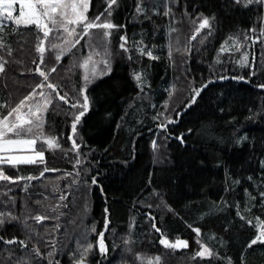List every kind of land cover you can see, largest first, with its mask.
I'll return each mask as SVG.
<instances>
[{"label": "trees", "instance_id": "obj_1", "mask_svg": "<svg viewBox=\"0 0 264 264\" xmlns=\"http://www.w3.org/2000/svg\"><path fill=\"white\" fill-rule=\"evenodd\" d=\"M143 2L150 8L154 0ZM103 6V0H93V10H102ZM185 10L192 16L199 12L215 16L211 22V35L207 34V29H203L196 34V39H190L194 25L190 17L184 16ZM259 15H264V8L256 5L245 8L230 7L227 0H179L173 6L170 17L160 14L145 19L136 13L135 0H120L112 19L124 27L113 30L110 37V50L114 53L110 64L112 71L89 85L92 107L90 113L86 114V123L79 126L84 141L81 151L87 157L82 167L88 168L89 179L99 172V185L79 186V190L76 185L65 187L75 175V153L68 151L71 147V142L67 141L71 120L67 114L68 106L58 99L45 113V128L50 135L57 136L63 150H48L46 145L43 147L47 166L60 171L47 172L44 177L28 182L27 191L23 190L24 181L16 184L0 181V193L11 189L7 195L0 196V200H8L11 196L16 201L15 206L10 201L0 203V211L11 210L21 217L29 213L51 216L55 213L51 212L50 206L59 204V211L64 213L59 220L61 228L58 232L52 227L57 223L55 220H45L41 224L29 220L28 223L39 236L34 233L33 239L27 240L28 249L32 248L36 239L44 241L49 235H55L67 244V248L56 258L60 264H73L69 251L75 249L85 226L95 223L97 231H100L107 215L110 220L109 231L105 233L109 248L107 258H102L94 249L95 254L87 257L90 264H140L135 253L148 257L160 255L161 264H209L207 258L193 259L200 246L189 224L201 228L202 243L218 251L221 256L231 257L233 264H240L242 252L246 264H264V245L251 249L246 247L258 232L256 218L264 221V204L252 201L244 192V188H248L259 200L258 162L264 159V89L257 85L264 84V45L249 41L237 52L232 50L234 43L230 39L237 37L243 41L244 33L252 27L257 29L255 35H259ZM173 18L175 23L172 22ZM170 27L179 30L171 33V36L173 40L179 36L181 48L191 45L190 53L173 51L174 63L168 59ZM125 34L129 53L119 48V37ZM248 35L253 33L248 32ZM0 36L11 48V55L0 48V56L7 61L5 71L0 73V103L15 106L43 79L34 69L40 59L37 37L44 38L34 26H17L13 23L4 25ZM202 38L204 43L200 44ZM86 39L72 50L75 55L65 54L59 63L54 60L56 50L50 47L51 36L44 39L45 63L40 67L47 71L55 64L57 70L49 72L50 80L59 84L62 91H69L70 95H75L76 86L83 83L84 69L79 67L83 58L89 54L97 62L103 58L102 48L95 51L81 48ZM141 41L160 59L152 61L140 56L137 45ZM222 45L229 50L221 51ZM96 52H100V55L97 56ZM244 52H247L248 62L246 66H241L236 61ZM129 54L131 60L128 59ZM70 67L72 70L68 71ZM99 68H103V64H98ZM141 70L146 73L151 89L146 88L148 95L138 97L139 89L132 74ZM253 71L254 75L251 74ZM218 76H227L228 79L220 80L216 78ZM233 76H244L245 79L233 80ZM209 78L213 79V83L197 98L198 103L182 115L178 126H169L179 130L192 127L197 132L190 134L188 143L183 146L174 138L165 140L162 131L156 128L159 121H154L152 117L157 111L164 110L166 100L169 102V113L173 107L182 111L191 87H199ZM169 92L172 93L171 97ZM57 103L62 108L55 107ZM220 108L225 111L221 112ZM3 111L6 114L7 108ZM250 116L252 118H246ZM209 124L214 127V132L206 130L205 126ZM237 128L239 132L236 135L247 133L248 139L243 146L234 143L233 130ZM152 140L160 145L155 152ZM41 145L42 142L38 141L37 147ZM201 160L204 161L203 165ZM122 161H127V164ZM218 162L220 167H217ZM0 167L6 174L27 176L29 173L38 175L43 166L21 165L18 169L7 165ZM225 168L230 175L226 176ZM65 172L72 173V176L64 177ZM253 172L255 180L244 179L239 185L231 184L232 190L225 191L226 183ZM149 177L151 183L148 182ZM153 188L164 196L172 211L163 204L159 208L145 207V203H159L151 192ZM64 192L71 195L65 201H59V195ZM238 201L241 213L246 217L243 221L236 215ZM65 203L68 204L67 208L63 207ZM246 204L250 212H244ZM106 208L107 213L104 211ZM149 211L156 216V226L164 236L173 242L177 238L187 240L188 247L166 249L160 245L161 233L156 232L151 227V221L145 217ZM247 219L252 220L251 225L246 222ZM130 224L135 225L131 229L134 242L131 245L133 251L128 253L123 251L122 238L129 233ZM0 236L6 240L14 236L17 238L13 245L0 242V264H15L25 255V251L19 247V240L26 239L27 232L21 222H6L0 227ZM89 240L95 244L96 234L90 233ZM39 247L45 254L50 250L43 242ZM42 264H47V260H43ZM210 264H226V261L212 259Z\"/></svg>", "mask_w": 264, "mask_h": 264}, {"label": "snow or ice", "instance_id": "obj_2", "mask_svg": "<svg viewBox=\"0 0 264 264\" xmlns=\"http://www.w3.org/2000/svg\"><path fill=\"white\" fill-rule=\"evenodd\" d=\"M179 0H154V3L149 8L143 2V0H135V11L138 15H143L145 19H151L152 15L162 14L165 17H170L173 14V6L177 5ZM19 5L18 14L14 15L16 12V6ZM102 10H93V0H0V21L7 20L9 24L13 23L17 26L23 25L25 27L34 26L37 32H42L43 38L48 39L50 47L56 50L54 60L59 63L65 54L71 53L73 49H76L77 45L81 44V40H85V43L81 45V48L87 47L92 51L96 48L103 49V58L97 62L93 60L92 54L83 58V62L79 64L80 68L84 69L83 83L79 84L75 88V95H70L69 91L61 90V86L57 83H53L50 80L49 72H56L55 64L52 65L47 71L40 67L41 64L45 63L44 60V39H37L39 43L37 44V51L41 53L40 62L36 64L34 71L42 77V81L35 84L32 90L20 99L15 106H11L8 103H0V166L7 165L10 168L18 169L21 165H33V166H43L38 175H33L29 173L27 176H13L6 174L2 167H0V181L8 182L10 184H16L18 181H24L23 190L27 191L28 182L33 180H38L45 176L47 172H58L59 169L49 168L47 166L45 150L43 145H46L48 150L61 149V144L57 136L50 135L46 128L45 113L48 112L49 107L53 105V101L58 99V101L63 102V105H67V114L71 116L70 120V131L67 134V141L71 142V147L68 151L75 153L73 170L75 175L71 181L65 185L66 188H71L73 185L87 187L90 185H99V172L95 175H91L90 179L88 177V168L82 167L84 161L87 157L81 151V145L84 143L83 137L81 135V128L79 127L82 123H86V114L90 113L92 107V98L89 94V85L92 84L97 78H102L105 75H109L112 71L111 69V56L114 54L110 50V37L113 34V30L123 28L124 25L115 23L112 19L113 13L120 6V0H103ZM227 4L230 7L243 6L248 8L251 5H256L258 8H264V0H227ZM151 13V15L149 14ZM184 16L190 17V22L194 25V33L190 39H196V34L201 33V30L207 29L208 35L212 32V21L215 16H207L202 12L196 13L192 16L187 10L184 12ZM258 19L261 21V26L259 27V35H255L257 29L255 27L249 28L247 32L244 33L243 41H240L237 37H230L233 40L234 48L232 50L239 52L243 45H246L249 41L252 44L260 42L264 45V15H259ZM175 23V19L172 20ZM3 30V25L0 23V31ZM179 30L174 27L169 28V45H168V59L174 63L173 51L190 53L191 45H185L183 48L180 46L179 36L173 40L171 33L178 32ZM248 32L253 33L249 36ZM121 43L119 48L123 50L124 53H129L130 49L127 45V36L120 35L119 37ZM135 43V42H134ZM200 44L204 43V39H200ZM155 47V46H153ZM0 48H4L8 55H11L10 46L6 45L3 41L2 36H0ZM221 51H228L229 49L221 46ZM137 51L140 56H146L149 60L156 61L160 59V56L155 54L151 48L143 41L139 42L137 45ZM97 56L100 52L95 53ZM128 59L131 60L132 56L129 54ZM35 63V61H33ZM247 52L241 54V57L236 63L241 66L247 65ZM7 61L0 56V73L5 71V64ZM98 64H103V68L98 69ZM70 67L68 71H71ZM28 71H33L29 69ZM252 75L255 74L253 71ZM133 80L136 82V88L139 89L137 96L148 95L147 89H151V84L147 80L146 73L141 71H134L132 74ZM220 80L228 79L227 76L216 77ZM233 80H244V76H233ZM210 83H213V79L209 78L207 82H203L199 87L193 86L190 89L189 97L187 102L184 104L182 111H177L175 107L172 108L171 113H169V102L166 100L164 102V110L157 111L152 117L154 121H159L156 124V128L160 129L163 133V138L165 140L174 138L179 142L180 145H186L188 143V136L197 132V129L189 127L185 130H179L178 128L169 127L178 126L180 123V118L184 113L187 112L193 105L198 103V97H201V93L208 87ZM174 87V86H173ZM257 87L264 89V84H259ZM41 91H37V90ZM43 89H49L50 92H45ZM54 94V95H53ZM172 93L169 92V97ZM57 108H62V105L57 103L55 105ZM155 108V105H153ZM7 108L6 114L3 109ZM221 112H224V108H220ZM251 111V110H249ZM174 114V115H173ZM253 115H256L255 113ZM83 118V119H82ZM248 119L252 118L246 117ZM233 120L235 117L232 118ZM119 127V125H117ZM206 130L211 133L214 132V127L209 124L206 125ZM239 129L233 130V135L235 136L234 143L238 146H243V143L248 139L247 133L242 135H236ZM38 141L42 142L41 147H37ZM153 151L155 152L160 145L157 144L156 140L151 141ZM63 150V149H61ZM66 154V153H65ZM122 163L127 164V161H122ZM201 165L204 161H200ZM77 166H81L77 168ZM220 163H217V167H220ZM259 172H260V183L258 187V197L249 192L248 188H244L245 194H247L252 201L259 204H264V159L258 162ZM226 176L230 175V172L225 168ZM72 176V173L65 172L64 177ZM64 177H59L62 179ZM253 181L256 179L255 172L247 175L246 177H241L239 179H233L231 183H226L225 191H230L231 184L239 185L242 180ZM149 183H151V178L149 177ZM7 188V185H4ZM102 190V189H101ZM7 192H11L8 188ZM7 192L0 193V196L7 195ZM152 194L156 196L159 203H145V207L148 209L159 208L163 204L169 211H172L171 207L167 204L164 196L158 192L155 188L151 190ZM71 195L70 192H64L59 195V201H65L66 198ZM11 202L15 206V198L9 196L8 200H0V203ZM39 203V201H38ZM254 206V205H253ZM27 205L25 203L24 208ZM64 208L68 207V204H63ZM60 205L50 206V210L55 215L48 214H35L32 215H16L13 211H0V227H2L6 222H21L23 228L27 232L26 239L19 240V247L25 251V255L21 256L15 264H42L43 260H47V264H60V260L56 257L67 248V244L63 239H57L55 235H49L47 240L42 241L41 239H36L33 243L32 248L28 249L27 240L33 239V234L38 237L39 233H36L34 227L28 223L29 220H34L37 224L45 220H55L52 227L55 232H58L61 228L59 220L61 216L64 215L63 212L59 211ZM236 215L240 217L243 221L246 219L242 215L240 210V202L236 203ZM250 207L245 205L244 212H250ZM86 211V205H85ZM105 213L108 212L106 208ZM145 217L151 221V227L158 233H161L159 239V244L164 246L166 249H179L187 248L188 241L184 239L177 238L174 242L169 240L163 235L162 230L156 226V216L153 215L151 211L145 213ZM202 218V217H201ZM257 219L258 232L254 235L252 239L247 242L246 247L248 249L253 248L256 245H264V221L259 217ZM249 225L252 224L251 219L246 221ZM110 220L107 215L104 217L103 229L97 231L96 224L93 223L90 226H85V230L82 232L81 237L76 241V247L74 250L69 251V256L72 259L73 264H90L87 260L89 255L95 254L94 249H97L99 255L102 258H107L109 252L108 245L106 244L105 233L109 231ZM135 227L134 224L129 225V233L127 236L122 238V243L124 244L123 251L131 253L133 251L131 245L133 244V235L131 229ZM193 232L196 233L197 240L196 243L200 246L199 251H197L193 259L199 257L201 260L207 258L209 264L212 259H223L226 264H233L232 258L227 256H221L218 251H214L212 247L201 242V228L192 227ZM96 234L95 244L89 240V234ZM214 239V236L212 237ZM0 242L6 245L16 244L17 238L14 236L11 239H4L0 236ZM44 243L46 248H50L47 253L41 252L39 245ZM115 243H113V248H115ZM135 258L140 261V264H161L162 257L156 255L155 257H148L147 255H142L140 253H135ZM240 264H246L245 254L242 252L240 257Z\"/></svg>", "mask_w": 264, "mask_h": 264}, {"label": "rangeland", "instance_id": "obj_3", "mask_svg": "<svg viewBox=\"0 0 264 264\" xmlns=\"http://www.w3.org/2000/svg\"><path fill=\"white\" fill-rule=\"evenodd\" d=\"M18 8H19V5L17 4V6H16L17 10H16V12H14V15L18 14ZM0 23H2V25L4 26V25H7L9 22L5 19V20L0 21ZM13 24H14V22H13ZM38 91H41V90H38ZM43 91L50 92L51 90L43 89ZM179 249H182V248H179Z\"/></svg>", "mask_w": 264, "mask_h": 264}, {"label": "water", "instance_id": "obj_4", "mask_svg": "<svg viewBox=\"0 0 264 264\" xmlns=\"http://www.w3.org/2000/svg\"><path fill=\"white\" fill-rule=\"evenodd\" d=\"M40 57H41V53H40ZM40 57H39V58H40ZM39 62H40V59H39Z\"/></svg>", "mask_w": 264, "mask_h": 264}]
</instances>
